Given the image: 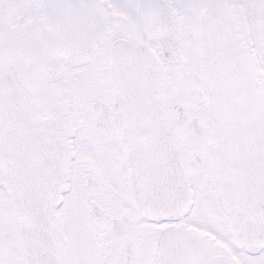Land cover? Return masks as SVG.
Wrapping results in <instances>:
<instances>
[{"label":"snow or ice","instance_id":"1","mask_svg":"<svg viewBox=\"0 0 264 264\" xmlns=\"http://www.w3.org/2000/svg\"><path fill=\"white\" fill-rule=\"evenodd\" d=\"M0 264H264V0H0Z\"/></svg>","mask_w":264,"mask_h":264}]
</instances>
